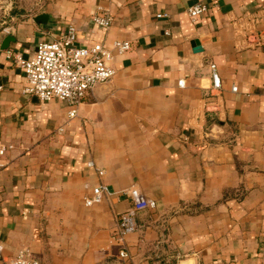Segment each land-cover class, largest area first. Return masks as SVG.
<instances>
[{
    "label": "crops",
    "instance_id": "0c3cea01",
    "mask_svg": "<svg viewBox=\"0 0 264 264\" xmlns=\"http://www.w3.org/2000/svg\"><path fill=\"white\" fill-rule=\"evenodd\" d=\"M198 2L208 11L192 20ZM98 6L113 14L107 30L91 20ZM37 15L0 33V141L12 145L0 156V264L22 247L40 264H264V46L238 42L232 24L255 18L264 33V0H66ZM69 23L81 44L131 42L70 120L65 102L24 94L6 56H31ZM100 182L112 194L86 206ZM130 185L156 207L118 239Z\"/></svg>",
    "mask_w": 264,
    "mask_h": 264
},
{
    "label": "built area",
    "instance_id": "2783aa9c",
    "mask_svg": "<svg viewBox=\"0 0 264 264\" xmlns=\"http://www.w3.org/2000/svg\"><path fill=\"white\" fill-rule=\"evenodd\" d=\"M207 11V4L198 2L188 8L187 14L190 19L195 20ZM167 16V13L157 14V17ZM91 20L98 28L107 30L112 24L113 14L109 8L98 6L92 13ZM255 20L241 17L232 21L235 39L246 47L264 46V33L254 27ZM130 48L131 42L127 39H115L109 44H81L78 41L77 27L69 23L57 38L39 41L31 56L24 57L12 49L6 50V56L24 73L25 85L22 92L42 102L53 99L65 102L68 108L67 117L70 120L77 115L78 105L85 95L115 75V56L127 52ZM208 64L213 88L220 89L222 82L217 66L213 62ZM178 83L182 85L183 80ZM231 89L237 91V86L233 85ZM11 148L12 145L0 141V156ZM87 165L94 168L99 176L105 174V170L98 168L93 160H89ZM123 191L130 199L131 205L117 215L113 236L118 239L139 230L138 216L141 211L156 207V201L146 196L136 185H130ZM111 194L108 185L100 182L93 186L84 203L86 206H93ZM2 252L3 245L0 242V257ZM119 256L126 258L129 254L127 250H121ZM4 264H40V261L30 247H22L13 256L5 259Z\"/></svg>",
    "mask_w": 264,
    "mask_h": 264
},
{
    "label": "rangeland",
    "instance_id": "374dc122",
    "mask_svg": "<svg viewBox=\"0 0 264 264\" xmlns=\"http://www.w3.org/2000/svg\"><path fill=\"white\" fill-rule=\"evenodd\" d=\"M63 1L66 0H0V33L15 31L22 21L33 23L34 14H52Z\"/></svg>",
    "mask_w": 264,
    "mask_h": 264
},
{
    "label": "water",
    "instance_id": "95a60500",
    "mask_svg": "<svg viewBox=\"0 0 264 264\" xmlns=\"http://www.w3.org/2000/svg\"><path fill=\"white\" fill-rule=\"evenodd\" d=\"M48 18H49V15L47 13H41V14H38L35 17V21L36 22L43 23V22H47L48 21ZM192 44H194V43H192Z\"/></svg>",
    "mask_w": 264,
    "mask_h": 264
}]
</instances>
